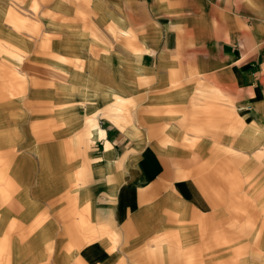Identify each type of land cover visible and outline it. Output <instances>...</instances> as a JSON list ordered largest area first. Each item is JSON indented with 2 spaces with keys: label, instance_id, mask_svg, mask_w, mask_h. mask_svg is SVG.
Here are the masks:
<instances>
[{
  "label": "rangeland",
  "instance_id": "obj_1",
  "mask_svg": "<svg viewBox=\"0 0 264 264\" xmlns=\"http://www.w3.org/2000/svg\"><path fill=\"white\" fill-rule=\"evenodd\" d=\"M261 30L264 41V0H0V264H86L83 245L100 237L110 253L92 264H264V126L225 116L203 129L196 113L174 135L152 125L166 104L156 92L194 88L186 60H235L238 40ZM105 130L129 151L158 134L185 150L170 162L202 182L219 222L172 225L123 251L119 236H96L86 190Z\"/></svg>",
  "mask_w": 264,
  "mask_h": 264
},
{
  "label": "crops",
  "instance_id": "obj_2",
  "mask_svg": "<svg viewBox=\"0 0 264 264\" xmlns=\"http://www.w3.org/2000/svg\"><path fill=\"white\" fill-rule=\"evenodd\" d=\"M59 7L62 8L61 5ZM257 34L259 37L238 40L241 45L237 48L239 49L237 53L240 55L235 60H227L230 55L221 50L219 53L221 57L210 54L211 56L192 59L193 62L186 60V64H191V68L195 70L192 72L195 79L189 82L194 88L188 89L187 85L183 91L170 88L160 93L156 92L154 101L157 104H166L157 106H163L164 119L160 121L161 124L152 123L154 128L168 129L170 135H174L173 130L185 128V122L189 121L190 114L193 113H196L195 121L203 129H218L221 117L225 116L233 120L239 118L246 124L253 122L263 127V31ZM193 82L195 84H192ZM188 98L195 100L188 104ZM181 102L185 105L180 106ZM177 105L180 119L178 121L168 119L166 113L178 112L175 110L178 108ZM169 108L174 109L168 110ZM154 118L157 119V115ZM105 131V135H100V139L106 140L102 163L92 176V185L86 190V194L93 202L92 216L97 218L98 226L104 227L96 236H119L121 241L119 247H122L119 250L123 251L126 242L129 241L132 246L133 242L140 241L141 237L169 229L172 225H202L204 216L210 214L211 224L219 222L218 203L207 195L202 182L198 178L187 177L182 169L170 162L187 160L188 157L183 156L187 154L185 150L180 149L179 156H175L177 153L171 151L172 146H165L168 144L165 135L158 134L153 140L149 139L142 150L132 147L129 151L123 145L119 130L112 131L113 136L109 134L110 131ZM99 132L101 133L102 129L97 125L94 131L90 132V139L97 137ZM185 133L187 132L181 131L179 134L185 137ZM187 143L189 142L185 138L179 141L181 145ZM196 143L221 142L218 140L209 142L203 137ZM131 144L140 147L139 140ZM109 225H112L113 233L107 231ZM185 231L184 229L183 232ZM36 236H39L38 241L45 240L44 234L40 231ZM105 240L108 241V237L97 239L100 245H92L91 241L83 245L82 256L86 264H92L89 258L103 253L107 260L110 252ZM40 249L38 244L36 254L41 258Z\"/></svg>",
  "mask_w": 264,
  "mask_h": 264
}]
</instances>
